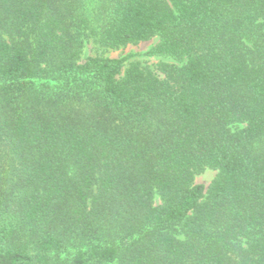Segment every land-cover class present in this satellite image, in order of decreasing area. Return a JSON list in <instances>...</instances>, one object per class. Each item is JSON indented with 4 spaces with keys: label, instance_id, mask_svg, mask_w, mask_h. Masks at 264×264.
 <instances>
[{
    "label": "trees",
    "instance_id": "16d2710c",
    "mask_svg": "<svg viewBox=\"0 0 264 264\" xmlns=\"http://www.w3.org/2000/svg\"><path fill=\"white\" fill-rule=\"evenodd\" d=\"M85 1L0 0V264H264V0Z\"/></svg>",
    "mask_w": 264,
    "mask_h": 264
},
{
    "label": "rangeland",
    "instance_id": "374dc122",
    "mask_svg": "<svg viewBox=\"0 0 264 264\" xmlns=\"http://www.w3.org/2000/svg\"><path fill=\"white\" fill-rule=\"evenodd\" d=\"M86 7L88 10L89 16H94L98 13L102 7H104V0H86ZM159 43V38H155L150 42L141 43L137 46L130 45L126 48H121L117 50L107 49L98 44L95 39L91 36L84 38V48L82 50L81 63L86 62L90 57H102L110 59H127L125 63L126 70L131 63H140L141 66L145 69H149L155 72L159 78L163 79L164 75L161 74L158 70V66L161 63H168L176 66H183L182 63H179L168 57L161 56H149L147 53L150 49L156 46ZM217 175L216 171L207 169L203 174L198 175L195 179L196 185H204L208 187ZM156 204H160V198H156ZM173 234L179 239L184 240L185 236L181 228H178Z\"/></svg>",
    "mask_w": 264,
    "mask_h": 264
}]
</instances>
